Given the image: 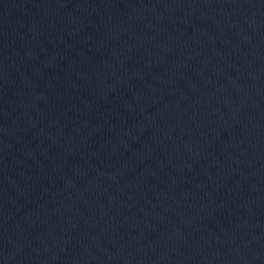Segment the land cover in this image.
<instances>
[{
  "label": "water",
  "instance_id": "95a60500",
  "mask_svg": "<svg viewBox=\"0 0 264 264\" xmlns=\"http://www.w3.org/2000/svg\"><path fill=\"white\" fill-rule=\"evenodd\" d=\"M0 264H264V0H0Z\"/></svg>",
  "mask_w": 264,
  "mask_h": 264
}]
</instances>
